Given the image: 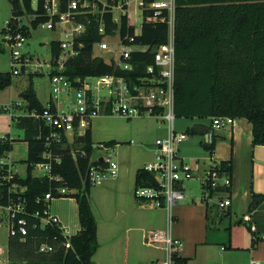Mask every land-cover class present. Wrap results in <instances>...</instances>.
I'll use <instances>...</instances> for the list:
<instances>
[{
  "label": "trees",
  "instance_id": "16d2710c",
  "mask_svg": "<svg viewBox=\"0 0 264 264\" xmlns=\"http://www.w3.org/2000/svg\"><path fill=\"white\" fill-rule=\"evenodd\" d=\"M152 0H142V21L138 33L135 25L128 27L133 45L146 46L144 51H132L135 75H142L146 65L152 62L153 49L167 40L168 13L162 10L153 18V10L145 7ZM11 13L8 21L18 28L15 18L32 11L27 0H9ZM106 33L115 25L111 13L104 12ZM44 17L38 20H44ZM33 21L35 28L37 21ZM86 33L81 37L80 52L66 61L65 73L76 75H101L117 72L111 63L101 56H93V44L100 40L98 22L93 16ZM121 33L124 34L125 17H122ZM3 30L1 29V33ZM28 35V32H27ZM173 39L175 46L174 104L175 117L212 118L230 116L245 118L251 124L252 145L264 144V0H174ZM53 54H58V40L50 43ZM29 73V84L25 89L27 112L41 113L44 106L37 98ZM11 71L0 72V89L11 84ZM14 125L23 130L26 142V173L13 179L8 174V165L0 163V205L22 202L25 211L22 216L28 222L24 236L8 234L6 256L11 264H92L91 256L98 247L96 221L89 201V183L86 173L89 165L101 163L91 160L92 142L90 127L82 134L74 135L69 141L64 135L54 141L52 152L59 158L52 165V173L59 180L37 177L32 165L44 160V137L48 127L28 114L15 115ZM211 128L203 127V131ZM193 131V130H190ZM189 131V132H190ZM41 133L40 136H38ZM8 135L0 138V158L11 150L12 141ZM212 153L214 142L204 144ZM217 168L231 175L230 161H220ZM136 187L156 186L151 172L139 169L136 173ZM19 187V188H18ZM65 187L63 196L74 197L78 207L79 230L67 236L56 224L36 225L35 211L46 206L43 195L48 190L56 194V188ZM18 188V190H16ZM22 188V190H19ZM137 201L141 199L136 198ZM264 199V195L252 194L249 211ZM207 218H209L207 216ZM68 240L69 246L65 243ZM45 243L51 247L40 252L38 247ZM173 264H182L184 259L173 255Z\"/></svg>",
  "mask_w": 264,
  "mask_h": 264
},
{
  "label": "built area",
  "instance_id": "2783aa9c",
  "mask_svg": "<svg viewBox=\"0 0 264 264\" xmlns=\"http://www.w3.org/2000/svg\"><path fill=\"white\" fill-rule=\"evenodd\" d=\"M24 2V0H22ZM32 9L31 12L15 18L18 28H14L7 20L3 24L1 33L2 42L10 51L11 73H43L47 72L50 86L48 101L41 113L30 111L31 117L41 120L48 127V133L44 137L42 156L43 161L32 165V173L37 177H47L51 180H59L58 175L52 173L53 163L59 158L52 152L54 141L64 135L69 141L74 135L82 134L90 127L93 118L102 115H119L124 118L150 116L164 120L167 132L165 136L154 140L153 159L143 166V169L151 172L157 182L156 186L135 187V198L151 201L154 206L162 207L170 212L171 208L182 201L186 195L182 189L184 181L193 178V169L178 156V145L187 139L186 132H176L173 129L174 122V69L175 46L173 39V11L174 0H152L145 7L153 10V18L166 10L172 15V26L167 32V40L157 45L152 51V62L145 66L142 75H135V64L132 61V51L147 49L146 46L133 45V37L128 33V27L135 25V33L140 28L132 22L128 15V0H27ZM141 20L143 2L139 4ZM113 9L121 11L119 18L113 17ZM111 13V22L115 25L112 32L106 33L104 12ZM93 16L98 22L97 32L101 35L99 41L93 44L92 55L95 49L109 54L106 61L111 63L114 69L119 71L101 75H76L69 76L65 73L66 61L76 56L83 47L81 37L86 33ZM44 17V20H38ZM122 17H125L126 32L121 33ZM37 21L36 27L41 26L63 34L58 40V54H53L50 49V57L40 60L33 57L21 48L27 40V30L32 27L33 21ZM24 22V25H22ZM136 29L138 32H136ZM117 34L119 47H109L105 37H113ZM21 106V101L0 107V112H11L13 106ZM18 108V107H17ZM16 114V115H23ZM15 116V115H14ZM234 118L230 116H214L211 118L212 129L219 130L232 125ZM41 133L38 135L40 136ZM101 163L91 164L88 167L86 177L91 185L103 182L114 177L118 173V163L109 154L100 158ZM0 163L3 164L2 161ZM6 164V163H5ZM8 174L3 178L10 180L14 175L10 165ZM202 190L201 201L209 204V208L224 211L231 204L229 188L231 176L228 172L217 168V163L210 165L200 176ZM22 190V189H21ZM68 192L65 187L56 188V194L63 196ZM56 197L48 190L43 195L45 207L42 211H35L37 221L34 226L41 227L46 224L58 225L63 233L56 216L48 210L49 200ZM214 201H210L211 199ZM206 204V205H207ZM7 212L9 227L8 234L24 236L27 233L28 222L22 213L25 205L22 202H10L0 205ZM223 213V212H222ZM255 231V226H250ZM65 234V233H64ZM66 235V234H65ZM144 243L150 246H161L166 251L164 259L156 260L152 264H173V255L182 247V241L173 237L168 229H148L144 232ZM65 246H69L68 240ZM224 247H221L223 249ZM40 252H48L51 247L45 243L39 245ZM250 264H262L258 260H250Z\"/></svg>",
  "mask_w": 264,
  "mask_h": 264
},
{
  "label": "crops",
  "instance_id": "0c3cea01",
  "mask_svg": "<svg viewBox=\"0 0 264 264\" xmlns=\"http://www.w3.org/2000/svg\"><path fill=\"white\" fill-rule=\"evenodd\" d=\"M10 6L9 0H0V37L3 24L11 13ZM1 67L0 64V72L7 71ZM25 87L17 93L12 84L0 90V104L19 101L16 97L25 91ZM16 109L13 107L12 112ZM192 119L190 128L200 136L199 142L205 153H208L205 143L213 141L214 148L212 153L200 158L201 162L198 158L191 162L193 178L182 185L186 197L169 212L154 206L151 201H137L134 195L137 171L153 159L154 140L167 132L164 120L108 114L93 118L90 125L92 151L96 143L97 151L102 153L91 160L100 159L111 151L118 163V173L89 188L98 242L91 256L92 264H152L164 259L166 251L163 247L144 243V232L148 229H168L173 237L182 241L181 249L174 253L184 259L182 264H248L252 259L264 264V199L252 211L248 209L253 193L264 195V168L261 166L264 144L252 145L251 124L245 118H234L232 125L219 130L212 129L211 125L207 131H203V127L211 124V118ZM186 141L178 145V156ZM179 157L184 161L182 156ZM220 161L231 163V204L219 216L216 208L210 209V205L192 195L189 188L195 178L199 182L196 189L201 190L200 176L210 165ZM48 210L57 217L67 236L78 232V207L74 197L56 196L49 200ZM211 214L219 217L218 223ZM246 223L249 226L244 225ZM251 225L255 226V231L251 230ZM245 227L250 231V238Z\"/></svg>",
  "mask_w": 264,
  "mask_h": 264
},
{
  "label": "rangeland",
  "instance_id": "374dc122",
  "mask_svg": "<svg viewBox=\"0 0 264 264\" xmlns=\"http://www.w3.org/2000/svg\"><path fill=\"white\" fill-rule=\"evenodd\" d=\"M141 0H128V15L132 19V22L134 24H139L141 17L138 16L140 14V4ZM11 7V6H10ZM121 16V11L118 9H113V17L119 18ZM10 18V15L8 16L7 20ZM172 26V15H168V29L170 30ZM27 40L24 44V46L21 48L23 52H27L31 54L33 57H38L40 60H47L50 57V43L53 40H61L63 38V34L58 31H52L50 29H47L45 27H41L40 25L32 28L30 27L28 30ZM136 32L138 30L136 29ZM0 64L1 68L7 71H11L10 67V51L9 49L4 45L2 42V36L0 37ZM106 42L108 43L109 47L112 49H117L119 47V42L117 38V34L113 37H105ZM95 53L100 54L106 61L109 59V54L105 51H100L95 49ZM29 74L27 73H19L17 75L12 74V81L11 84L13 85L15 93L18 91L21 92L22 87L26 86L27 88L29 84ZM10 84V85H11ZM32 86L36 90L37 96L39 98V101L42 103V105H45L49 98L50 93V86H49V79L46 70L44 69L43 73L40 74H34L32 77ZM7 88V87H5ZM3 88V89H5ZM0 89V90H3ZM17 100L21 101V106L14 105L13 107H18L16 109V112L13 113V117L15 114H23L26 112L25 105L26 100L21 97H16ZM8 104V103H7ZM5 105V104H4ZM3 104H0V107L4 106ZM12 115V114H11ZM11 115L8 111H2L0 112V138L3 135L11 136L14 140L12 141V148L10 151L5 153L1 158L0 161L3 163H6L8 166L10 165V168L13 172L14 177L16 175L18 176H24L26 173V142L23 140V130L17 128L13 123V117L11 118ZM192 118L188 117H175L174 118V129L177 132H187V141L182 144L180 150H179V156H182L184 158V162L188 163L191 168V162H194L196 160L195 158H198L200 162L202 161L200 158L202 156L206 157L209 154L205 153L204 147L202 144H200L199 139L200 136L198 134L193 133L191 130V124L193 123ZM208 122V121H206ZM211 127V124L208 123ZM190 131V132H189ZM94 150L91 154V159H96L98 157V153H102V151H97L96 143L93 144ZM201 147V148H200ZM201 149V151L199 150ZM100 150V149H99ZM102 150V149H101ZM104 152V151H103ZM111 155V151H108ZM205 154V155H203ZM106 155V154H105ZM201 155V156H200ZM113 157V156H112ZM262 168H264V163L261 165ZM188 180L184 181L187 182ZM191 187L189 188V192H191L192 195L197 196L199 199L202 196V190L196 189L198 188L199 182L195 180L190 184ZM200 187V186H199ZM19 188V187H18ZM16 188V190H18ZM20 188L19 190H21ZM188 191V189H187ZM55 198V197H54ZM197 199V198H196ZM215 198L211 199L210 201H214ZM249 214V211L247 212ZM223 213L219 212L218 215H222ZM213 219H218L216 217V214L212 215ZM242 215H240L241 217ZM249 226V224H244ZM8 227H9V221L7 212L0 208V264H11L7 259V240H8ZM213 227V225H212ZM245 231L247 233V237L250 238V231L247 227H245ZM256 245V244H254ZM257 260V259H254ZM250 264V262L248 263ZM263 264V263H262Z\"/></svg>",
  "mask_w": 264,
  "mask_h": 264
},
{
  "label": "water",
  "instance_id": "95a60500",
  "mask_svg": "<svg viewBox=\"0 0 264 264\" xmlns=\"http://www.w3.org/2000/svg\"><path fill=\"white\" fill-rule=\"evenodd\" d=\"M22 25H24V22H22ZM141 25L137 24V28H140ZM19 97L23 98V99H27V94L25 92L20 93Z\"/></svg>",
  "mask_w": 264,
  "mask_h": 264
}]
</instances>
